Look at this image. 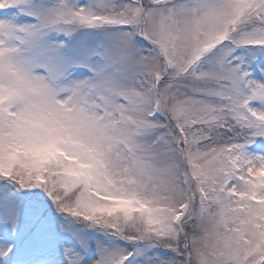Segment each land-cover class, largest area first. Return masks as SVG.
Wrapping results in <instances>:
<instances>
[{
  "label": "snow or ice",
  "instance_id": "1",
  "mask_svg": "<svg viewBox=\"0 0 264 264\" xmlns=\"http://www.w3.org/2000/svg\"><path fill=\"white\" fill-rule=\"evenodd\" d=\"M0 264H264V0H0Z\"/></svg>",
  "mask_w": 264,
  "mask_h": 264
}]
</instances>
